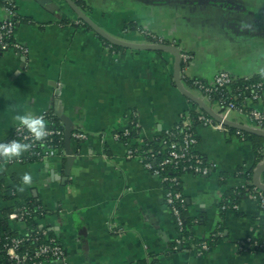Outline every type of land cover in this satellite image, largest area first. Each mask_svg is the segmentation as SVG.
Returning <instances> with one entry per match:
<instances>
[{
  "label": "crops",
  "instance_id": "obj_1",
  "mask_svg": "<svg viewBox=\"0 0 264 264\" xmlns=\"http://www.w3.org/2000/svg\"><path fill=\"white\" fill-rule=\"evenodd\" d=\"M83 2L81 11L119 41L149 44L140 33L147 31L189 53L190 79L211 83L221 71L241 78L264 73V0ZM9 8L21 19L14 40L26 51L0 53V143L19 126L17 114L40 117L59 109L74 131L87 134L86 140L73 138L71 165L67 156L0 164V216L27 202L38 204L43 215L37 225L53 233L65 251V261L44 264H264V251L239 249L264 231L260 202L245 194L237 209L222 207L228 195L250 183L245 172L255 174L264 163V150L257 161L253 141L239 136L241 130L201 124L195 129L197 152L213 168L207 177L184 174L181 185L191 238L202 242L219 235L203 254L188 241L178 246L181 235L161 180L129 159L125 143L116 138L131 114L143 145L174 129L194 108L175 81L176 55L110 51L101 36L80 24L67 0H0V22L9 18ZM183 85L202 101L200 92ZM208 106L217 108L213 102ZM247 107L264 111V94ZM231 122L256 129L237 115ZM25 173L31 184H23ZM259 177L264 181V171ZM9 226L19 235L30 230L12 218Z\"/></svg>",
  "mask_w": 264,
  "mask_h": 264
},
{
  "label": "built area",
  "instance_id": "obj_2",
  "mask_svg": "<svg viewBox=\"0 0 264 264\" xmlns=\"http://www.w3.org/2000/svg\"><path fill=\"white\" fill-rule=\"evenodd\" d=\"M9 18L5 21L0 22V53L3 51H8L13 49L15 51H26L25 48L18 44L15 40L11 46L6 42L7 38L14 37L15 27H16V11L13 8L8 10ZM141 35L145 37L144 32H140ZM156 37V36H155ZM146 39V37H145ZM157 40L160 42L158 44L149 43L150 45H166L163 44L164 39L157 36ZM146 44V45H149ZM176 46V45H172ZM178 47V46H177ZM181 51V61L184 64V68L181 69V83L190 79L186 76V69L192 61V56L178 47ZM241 77H236L227 72H219L214 77L211 83H202L201 80L191 79L194 81V89L196 92H200L203 97L201 98L206 104L210 103V94L212 92H224L222 98L215 103L217 106L216 110L213 107L211 110L217 115L221 120L218 121L209 114L203 112L200 106L197 105L193 110L198 114V121L201 125L205 127H210L218 131H228V127L224 124L225 122L232 121L233 115L240 116L241 118L248 119L254 128L264 131V111L257 109H249L247 107L248 102L257 103L261 100L264 94V82H259L252 87H245L242 91L239 87L233 88L232 86L237 79ZM248 79L249 77H242ZM184 87V85H183ZM226 91V92H225ZM243 98L241 104L235 103L234 100ZM207 104V105H208ZM44 119L47 125V135L41 140H36L34 136L28 131L24 126H18L14 130L12 137L4 143L11 142L15 139L21 143L30 144L31 147L19 158L6 159L0 158V164L12 165L14 163L28 162V159H34L38 162H42L54 157H66L65 149L61 148V143L64 141V126L61 123L56 125L50 123L48 114L40 116ZM134 115H129L128 122L132 123ZM128 123V125H129ZM139 124H137V127ZM248 126V125H244ZM193 129V118L187 115L178 127V132L180 133V139L177 140L175 135L170 134L166 142V149L168 150L167 156L164 160L160 161L157 165L156 156L159 154L153 149H147L142 152L135 150L132 147V143H125L127 148V157L129 159H138L143 163L145 168L150 171L154 176L159 178L164 185H169V188L165 192V201L169 207L173 217L176 220L177 227L179 229L181 239L177 241L178 246H183L187 243L184 238V227L185 220L182 216V211L185 209V198L183 193L176 189L181 183V178L176 176H170L166 173L167 169H179L181 168L184 173H190L192 175L207 177L212 171V165L210 162L202 159L201 155L197 152L198 139L195 131ZM123 135L117 134L116 138L121 139L123 137L129 136L128 127L122 132ZM241 131H238L240 134ZM73 138L76 140H86L87 134L81 130L74 131ZM253 188V194H251L256 200L260 202L264 208V191L260 187H264V181L258 177L256 178V183L254 179L249 183ZM237 205L233 208L237 209ZM225 209V207H224ZM29 215L25 205L18 208L13 214L10 215V219H16L18 221H23L25 217ZM209 240L199 242L197 244L190 245L191 250L196 251L199 254L210 249ZM24 243L23 239H15L12 242V246L8 249V253L11 258L18 262H22V258L18 255L17 249ZM177 249V247H175ZM239 249L242 251L248 250H260L264 249V242H258L255 239H248L245 244L239 245ZM29 257V255L27 254ZM52 257L57 261H65V251L60 243L52 239L49 244L40 245L39 248L34 252V257Z\"/></svg>",
  "mask_w": 264,
  "mask_h": 264
},
{
  "label": "trees",
  "instance_id": "obj_3",
  "mask_svg": "<svg viewBox=\"0 0 264 264\" xmlns=\"http://www.w3.org/2000/svg\"><path fill=\"white\" fill-rule=\"evenodd\" d=\"M72 2L80 10L85 12L86 7H85V3L83 2V0H72ZM15 20H16V25L21 23L20 17L17 16ZM80 24L83 25L84 27H86L87 29L92 30V28L89 27L87 24H85L83 22H81ZM130 29L137 30L136 28H133V27ZM138 30H141V29H138ZM143 32L145 33V37L149 43H152V44L160 43L157 40V35H154L153 33H150L147 31H143ZM100 39L103 42V44L110 51H112L114 53L122 54V53L127 51L126 48H123V47L117 46V45H113V44L107 42L102 37H100ZM6 42L9 46H11L12 43L14 42V37L7 38ZM163 44L176 45L175 43H171V42H168L166 40H164ZM182 67L184 68V64H182ZM185 82H186L187 86H189L190 88L192 87L193 89H196V86H194L193 80L186 79ZM259 82H264V73L258 74L255 76H250L248 79L239 78L236 80V82L234 83V85L232 87L234 89L239 87L243 91L245 89V87H252L253 85H256ZM202 83L206 84L207 82L202 81ZM223 94H224V92H221V93L220 92H212L210 94L211 102H213V103L217 102L219 99L222 98ZM234 102L241 104L243 102V98L236 99V100H234ZM193 107L194 108L197 107V104L195 102H193ZM193 109H188L187 111H185L181 116V121L187 115L192 117L193 118V129L192 130L195 131L196 126L199 125L200 122L198 121V114ZM133 115H134L133 121H132V123H129V125H128L129 136H127V137L122 136L121 140L124 143H130V142L132 143V141H133L132 147L139 152H142V151L147 150V149H153L155 152L159 153L156 156L155 164L157 165L160 161L164 160L167 156L168 150L166 149V142L168 140L169 135L173 134V135H175L177 140L180 139V133L178 132L179 131L178 127L181 124V121L171 131L165 132L164 134L157 137L153 141H145L143 145H140L138 142L140 130H139V126L137 127V124H139V121L137 119V116L135 114H133ZM48 116H49L48 118L50 119L49 120L50 123H53L56 125L61 124V121L55 115V113L50 112L48 114ZM228 129L232 133L237 132V130H235L233 128H228ZM119 134L123 135V133H119ZM239 136H241L244 139L249 138L253 141L255 148H256L257 157H258L257 161H261L263 159L264 138L256 136V135H251V134L244 132V131H242L239 134ZM60 146L62 149H65V142L63 141ZM202 159H204V157H202ZM28 162H37V161L31 158V159H28ZM166 173H168V175H170V176H176L179 178H182V176L184 174H187V173H184L181 168H179V169H170L169 168L166 170ZM188 174H190V173H188ZM244 178L248 182H252L254 179V169H250V170L246 171L244 174ZM254 187H255L254 185L250 186L249 184H247L244 188L239 189L237 191H234V193H231L230 195H228L225 198V200L222 203V207H225V210H226L229 207L233 208L235 205H238L239 199L243 195L253 194V188ZM164 188H165V192H166L167 189L169 188V185H167V184L164 185ZM176 189L182 192L181 183L179 186L176 187ZM24 205L27 208V211L29 213V215H27L25 217V219L23 220V222H25L30 229L29 233L27 235H19L16 232H13L11 230V228L9 226V220H10V215L13 214L12 212L5 211L0 216V264H44L46 262L55 261V259L52 257H44V256L40 257V258L34 257V252L39 248L40 245L49 244L52 239H55L57 241H58V239L54 236L53 233L49 232L46 229H41L37 225L36 219L43 215V211L38 206V204H35L34 202H27ZM20 207H22V206H20ZM182 216L185 220V227L183 230L184 238L189 242L190 245L199 243V242L194 241L188 232V225L190 224V220L188 218L186 200H185V209L182 211ZM218 237H219V235L215 234L213 237L210 238V240H209L210 247H211V245H213V243L217 240ZM15 239H23L24 240V243L20 247H18V249H17L18 255L23 260L22 262H18L15 259L11 258V256L8 253V249L12 246V242ZM256 240L260 243L264 242V231L256 238ZM178 249H179L178 246H177V249H175V247H173V250H175V251H177ZM260 250L264 251V249H260ZM27 254L29 255V257L27 256Z\"/></svg>",
  "mask_w": 264,
  "mask_h": 264
},
{
  "label": "water",
  "instance_id": "obj_4",
  "mask_svg": "<svg viewBox=\"0 0 264 264\" xmlns=\"http://www.w3.org/2000/svg\"><path fill=\"white\" fill-rule=\"evenodd\" d=\"M68 3L70 4L71 8L75 11L77 14V17L79 20L85 24H87L89 27H91L99 36H101L103 39H105L107 42L121 46L126 49H131V50H137V51H171L174 53L177 57V62H176V67H175V81L178 85V87L181 89V91L193 102H195L200 108L215 118L218 121H221L217 115L209 108V106L201 101L200 99L195 98L193 94H191L189 91H187L182 83H181V69H182V61H181V51L177 46H172V45H137V44H131V43H126L119 41L112 36L108 35L105 31H103L99 26H97L84 12H82L71 0H67ZM209 3L212 4H217V5H222L219 2L216 1H209ZM56 116L59 118V120L62 122L64 126V142L66 146V154H67V160L69 165L72 164L73 162V151L71 150V144L73 141V133H74V124L69 119L64 113L62 109H59L56 112ZM227 127H232L235 129H239L241 131L247 132L252 135L260 136L264 138V131L260 129H253L250 127H246L243 125H238L232 122H225L224 123ZM264 171V163L258 167L257 171H255L254 174V182L256 183V178L260 176V174ZM262 191H264V187H260Z\"/></svg>",
  "mask_w": 264,
  "mask_h": 264
},
{
  "label": "clouds",
  "instance_id": "obj_5",
  "mask_svg": "<svg viewBox=\"0 0 264 264\" xmlns=\"http://www.w3.org/2000/svg\"><path fill=\"white\" fill-rule=\"evenodd\" d=\"M15 120L20 126H24L35 137L36 140H41L47 135V125L43 118L34 117L27 114H17ZM30 144L21 143L18 140H11L8 143H0V158L13 159L21 157L29 148ZM23 184H31L32 176L25 173L22 177ZM23 190V189H21Z\"/></svg>",
  "mask_w": 264,
  "mask_h": 264
}]
</instances>
